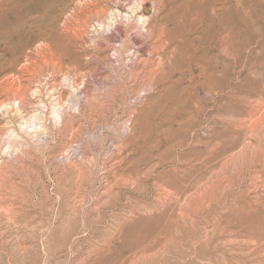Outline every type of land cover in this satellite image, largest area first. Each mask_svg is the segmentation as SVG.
Instances as JSON below:
<instances>
[{
	"label": "rangeland",
	"instance_id": "rangeland-1",
	"mask_svg": "<svg viewBox=\"0 0 264 264\" xmlns=\"http://www.w3.org/2000/svg\"><path fill=\"white\" fill-rule=\"evenodd\" d=\"M0 264H264V0H0Z\"/></svg>",
	"mask_w": 264,
	"mask_h": 264
},
{
	"label": "bare ground",
	"instance_id": "bare-ground-1",
	"mask_svg": "<svg viewBox=\"0 0 264 264\" xmlns=\"http://www.w3.org/2000/svg\"><path fill=\"white\" fill-rule=\"evenodd\" d=\"M34 126H35V125H34ZM27 128H28V126L25 127V131H27ZM32 128H33V127H32ZM34 128H35V127H34ZM34 128H33V129H34Z\"/></svg>",
	"mask_w": 264,
	"mask_h": 264
}]
</instances>
